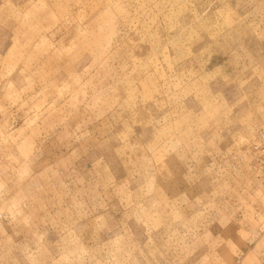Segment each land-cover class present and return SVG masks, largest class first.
I'll return each mask as SVG.
<instances>
[{
    "label": "rangeland",
    "instance_id": "obj_1",
    "mask_svg": "<svg viewBox=\"0 0 264 264\" xmlns=\"http://www.w3.org/2000/svg\"><path fill=\"white\" fill-rule=\"evenodd\" d=\"M0 264H264V0H0Z\"/></svg>",
    "mask_w": 264,
    "mask_h": 264
}]
</instances>
